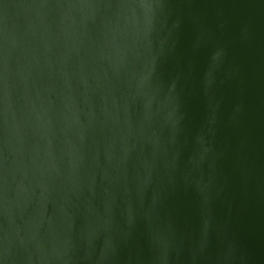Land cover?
Masks as SVG:
<instances>
[{
  "label": "water",
  "instance_id": "95a60500",
  "mask_svg": "<svg viewBox=\"0 0 264 264\" xmlns=\"http://www.w3.org/2000/svg\"><path fill=\"white\" fill-rule=\"evenodd\" d=\"M0 264H264V0H0Z\"/></svg>",
  "mask_w": 264,
  "mask_h": 264
}]
</instances>
